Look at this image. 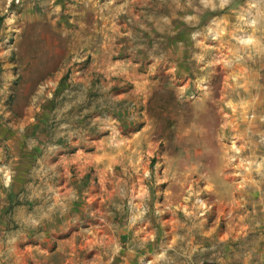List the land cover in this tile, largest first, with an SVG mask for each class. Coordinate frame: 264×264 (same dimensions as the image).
Returning <instances> with one entry per match:
<instances>
[{"label":"rangeland","instance_id":"rangeland-1","mask_svg":"<svg viewBox=\"0 0 264 264\" xmlns=\"http://www.w3.org/2000/svg\"><path fill=\"white\" fill-rule=\"evenodd\" d=\"M0 264H264V0H0Z\"/></svg>","mask_w":264,"mask_h":264}]
</instances>
